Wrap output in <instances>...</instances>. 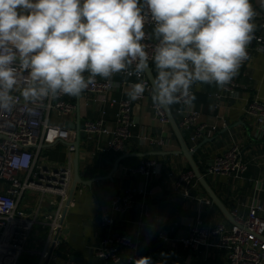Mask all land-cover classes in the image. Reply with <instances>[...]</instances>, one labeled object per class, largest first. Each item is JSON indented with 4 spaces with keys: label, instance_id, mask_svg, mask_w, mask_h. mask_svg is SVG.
<instances>
[{
    "label": "crops",
    "instance_id": "0c3cea01",
    "mask_svg": "<svg viewBox=\"0 0 264 264\" xmlns=\"http://www.w3.org/2000/svg\"><path fill=\"white\" fill-rule=\"evenodd\" d=\"M250 2L253 10H258L261 15V18L253 17L255 32L264 35V0ZM149 32L152 33V28H149ZM149 66L154 76L155 67L152 62H149ZM145 77L149 80L146 72ZM113 78L119 85L107 94L108 98H128L127 91L131 84L143 81L136 75L120 73ZM234 79L240 84L239 98L229 97L215 83L196 84L192 88L195 105L201 112V120L216 125L215 132L197 141L193 157L202 175L231 216L235 207L246 214L256 197L264 199V143L257 142L264 138L258 139L254 136V122L245 114L248 100L255 97L264 99V53L253 49ZM217 93L221 96L217 97ZM71 98L76 103V109L69 117L62 118L61 124L74 133L75 129L70 126L79 124L78 174L85 182L76 184L58 236V246L52 252L49 247L47 257L41 260L48 229L42 224L35 225L28 249L21 256L24 257L25 264H107L94 252L104 236L99 213L102 208L109 206L116 193L128 187H142L145 181L150 189V194L145 197L146 215L141 213L140 204L129 213H114L117 232H127L136 239L140 252L151 257L153 264H225V250L216 246H202L198 251H192L181 242L190 225L198 219L208 225H229L232 222L212 202L198 180L192 188L194 197L184 196L182 187H177L178 176L190 171L191 166L183 155L174 153L180 149V143L170 122H160L151 99V91L134 101L135 126L125 153L101 149L112 138L110 133H86L83 130L86 120L95 121L101 117L109 126L114 127L117 108L109 104L103 105L93 95ZM176 108L177 105H173L170 111L191 149L194 145L189 137L191 132L181 128ZM102 109H105L104 114ZM54 118L56 120L58 117L53 116L52 120ZM140 133L167 139L168 144L164 147L141 144L137 137ZM75 138L71 140L74 141ZM234 145L241 148L242 157L248 162V169L242 177L206 173L214 157ZM68 146L69 144L59 141L46 147L42 161L52 165L64 164ZM77 152L75 148L72 153L73 181ZM125 154L130 155L123 157ZM147 158H155L161 164V173L157 177L146 178L131 171V167ZM117 161L119 162L115 168ZM256 181L260 182L262 189H256ZM122 254L120 264H127V250L123 249Z\"/></svg>",
    "mask_w": 264,
    "mask_h": 264
},
{
    "label": "clouds",
    "instance_id": "9594fccd",
    "mask_svg": "<svg viewBox=\"0 0 264 264\" xmlns=\"http://www.w3.org/2000/svg\"><path fill=\"white\" fill-rule=\"evenodd\" d=\"M146 16L154 24L151 52L142 43ZM254 16L250 0H0V111L17 103L21 76L19 97L37 103L79 97L98 76L139 77L149 60L155 108L190 107L194 85L223 88L237 74ZM147 87L131 84L128 98L138 100ZM131 264L153 262L145 256Z\"/></svg>",
    "mask_w": 264,
    "mask_h": 264
},
{
    "label": "built area",
    "instance_id": "2783aa9c",
    "mask_svg": "<svg viewBox=\"0 0 264 264\" xmlns=\"http://www.w3.org/2000/svg\"><path fill=\"white\" fill-rule=\"evenodd\" d=\"M255 16L261 15L254 9ZM154 24L146 16L145 40L146 50L151 52L155 41L151 38L149 28ZM254 38L247 47L248 58L253 49L264 53V35L254 31ZM248 58L243 62L245 63ZM151 62V60H149ZM242 63V64H243ZM134 67V66H133ZM127 76V72H120ZM87 73L85 76L87 77ZM116 75V74H114ZM104 79L96 77V82L84 90L81 95H93L103 105L109 104L117 108L116 124L109 126L104 118L95 121L86 120L83 130L86 133H110L112 138L101 148L103 151L127 152V145L133 137L132 128L134 101L129 98H108L107 94L116 89L118 81L113 77ZM137 76V75H136ZM140 78L147 84L146 92L150 91V81L142 73ZM17 90L13 93L17 103L11 111H0V264H18L22 254L27 251L30 236L35 225L47 226V236L41 252V260L46 258L49 247L58 246V236L63 227L65 209L71 203L69 194L73 184L72 153L75 146L69 144L67 159L64 164L52 165L42 161L44 149L56 142H73L74 131L52 122V117H69L76 109V103L70 96H60L55 100H41L37 103L25 102L19 97L23 87V76ZM240 84L233 78L221 88L229 97L239 98ZM193 95L194 91L191 90ZM144 93V94H145ZM144 94L139 98H143ZM220 97L221 94H216ZM80 97V96H79ZM154 109L160 122L168 124L165 110ZM105 113V109H102ZM176 113L180 118L183 130L191 132L189 137L194 143L211 135L216 125L201 120V112L194 100L190 107L177 104ZM245 114L254 122V136L264 138V99L255 97L248 100ZM140 143L155 147H164L168 140L152 137L146 133L137 135ZM262 164V163H260ZM248 169V162L242 157V150L234 145L216 155L211 165L206 169L208 174L242 177ZM133 173H139L146 178L157 177L161 173V164L155 158H147L137 166L131 167ZM257 182V181H256ZM197 184L193 172L187 171L177 178V187H182L186 197H194L192 188ZM257 189V184H256ZM259 189H262L259 186ZM150 194L148 182L142 187H128L116 193L108 207L99 213V222L104 236L95 247L97 257L109 264H120L123 259V249L127 264L132 259L145 257L140 252L139 242L127 232H117L114 213H129L140 204L141 213L146 215L145 197ZM9 201L15 203L14 208H8ZM233 222L229 225L217 223L208 225L198 219L192 223L187 235L181 239L183 245L192 251H198L202 246H216L225 250V264H264V199L256 197L246 214L238 207L232 210ZM58 234L57 238L56 235Z\"/></svg>",
    "mask_w": 264,
    "mask_h": 264
},
{
    "label": "water",
    "instance_id": "95a60500",
    "mask_svg": "<svg viewBox=\"0 0 264 264\" xmlns=\"http://www.w3.org/2000/svg\"><path fill=\"white\" fill-rule=\"evenodd\" d=\"M149 80H150V83H152V77H153V73H152V68L149 66V70L146 72ZM166 114H167V117L169 119V122L175 132V135L180 143V149L175 151L174 153L175 154H181L183 155L189 162L190 166H191V171L193 172L194 174V177L196 180H198L200 182V184L202 185V187L205 189V191L208 193V195L210 196V198L212 199V202L214 204H216L220 209L221 211L224 213V215L231 221L233 222V218L230 214V212L228 211V209L226 208V206L224 205V203L221 201V199L218 197V195L215 193V191L212 189V187L209 185V183L206 181V179L204 178V176L202 175L197 163L195 162L194 160V157H193V152L192 150L189 149L188 145H187V142L185 140V135L184 133H182L179 129V126L175 120V118L173 117L172 113L170 110H167L165 111ZM71 129H75V140L73 142H70L68 144H72L75 146L76 148V152L78 151V147H79V124H73L70 126ZM258 143H264V140H260V141H257ZM199 148V147H198ZM157 153V152H156ZM130 154H125L123 155L124 156H129ZM120 161V159H119ZM115 164V168L117 167V164L118 162ZM74 164H75V177H74V181H73V184H72V187H71V190H70V194H69V201L71 200L72 198V195H73V192H74V189L76 187V184L77 183H83L85 181H83L79 174H78V152L76 153V157L74 159ZM67 211V208L65 209V212H64V216H63V219L65 217V213ZM63 219H62V222H63ZM59 234V233H58ZM58 234L56 235L55 238H57ZM53 251V247H51V251Z\"/></svg>",
    "mask_w": 264,
    "mask_h": 264
},
{
    "label": "rangeland",
    "instance_id": "374dc122",
    "mask_svg": "<svg viewBox=\"0 0 264 264\" xmlns=\"http://www.w3.org/2000/svg\"><path fill=\"white\" fill-rule=\"evenodd\" d=\"M52 122H53V123L61 124V123H63V119L60 118V117H58V118H56V120H55V118H54V120H52ZM61 125H62V124H61ZM64 143H67V144H68L69 142H64ZM27 249H28V245H27ZM18 264H25L24 257H22V258L20 259V261H19Z\"/></svg>",
    "mask_w": 264,
    "mask_h": 264
}]
</instances>
